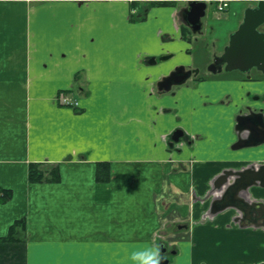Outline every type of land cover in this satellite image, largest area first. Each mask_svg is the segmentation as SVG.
<instances>
[{"label":"crops","instance_id":"obj_1","mask_svg":"<svg viewBox=\"0 0 264 264\" xmlns=\"http://www.w3.org/2000/svg\"><path fill=\"white\" fill-rule=\"evenodd\" d=\"M188 1L0 0V191L11 192L0 237L25 220L24 238L0 240V264H139L132 253L152 246L168 264L264 261V180L237 195L247 212L213 208L234 197L237 176L217 186L222 173L264 166V142L234 146L246 91L263 97L264 80L241 88L194 69L158 88L193 64ZM31 163L58 166L59 180L31 182ZM176 221L188 236L168 256L162 235Z\"/></svg>","mask_w":264,"mask_h":264},{"label":"water","instance_id":"obj_2","mask_svg":"<svg viewBox=\"0 0 264 264\" xmlns=\"http://www.w3.org/2000/svg\"><path fill=\"white\" fill-rule=\"evenodd\" d=\"M207 6L208 3L205 0H189L187 6L181 10L182 19L194 33L202 30V19L206 15ZM262 23H264V0H260L256 7H248L245 10L243 21L238 29L230 35L229 44L225 47L224 53L215 59L213 64L210 65V68L216 71L215 65L220 66L224 64L228 71L238 69L243 72H248L253 67H257L264 71V32L259 30V26ZM191 73V70H186L184 65H180L158 83V88L161 91H169L174 85L183 84ZM258 114L264 115L263 113ZM247 117H249V119H247ZM245 119L247 122L249 121V123H245ZM257 121H255V125L253 126L252 123L254 121L251 120L250 116L242 114L238 117V128L253 130L257 139L255 142L247 144L243 142V145H257L263 143L264 119L260 116ZM182 135L183 130L176 129L172 139L174 141H179ZM242 144L236 145V147H240ZM263 168L264 166L258 167L255 173H249L254 171V169H246L238 173H232L233 171H225V173H222L217 181V186L226 184L230 175L237 176V179L230 185V192L234 194V197H228L226 200H217L213 207L214 210L224 208L227 202H233L237 204L238 207L246 209L247 212L250 206L242 197L237 195L240 194L241 191L246 190L248 186L256 180H264V173H261V170L258 171ZM168 263L169 259L166 257L161 261V264ZM260 264H264V262Z\"/></svg>","mask_w":264,"mask_h":264},{"label":"rangeland","instance_id":"obj_3","mask_svg":"<svg viewBox=\"0 0 264 264\" xmlns=\"http://www.w3.org/2000/svg\"><path fill=\"white\" fill-rule=\"evenodd\" d=\"M208 7L206 15L203 17L202 32L194 34L190 32L189 28L184 26L186 29L187 38L190 46V55L193 57V64L190 69L200 70L201 74L209 72L208 69L213 62L216 54H222L227 43L229 42L230 35L238 29L240 23L239 19L242 16V12H245L242 7V2L231 1L228 11H219L217 3L214 0H207ZM251 2L250 0L245 3ZM183 8V7H182ZM232 8V9H231ZM235 8H237L236 11ZM246 10V9H245ZM136 12V10H135ZM143 13V12H141ZM188 65V64H183ZM237 71L227 72L226 74L232 75ZM255 72V70H253ZM207 75V74H206ZM210 214V213H208ZM174 226L170 227L173 233L164 231L162 237L166 247L165 254L170 255L171 250L177 245V240L180 238H187L188 229L183 228L181 231H177L178 221L173 222ZM184 224V222H180ZM165 230L167 223L164 226ZM166 257V256H165ZM168 258V257H166ZM169 259V258H168ZM264 261H260L256 264H260Z\"/></svg>","mask_w":264,"mask_h":264},{"label":"flooded vegetation","instance_id":"obj_4","mask_svg":"<svg viewBox=\"0 0 264 264\" xmlns=\"http://www.w3.org/2000/svg\"><path fill=\"white\" fill-rule=\"evenodd\" d=\"M251 2H248L247 4V8L248 7H256L258 5V2L260 0H250ZM246 8V9H247ZM244 17V16H243ZM190 30V29H189ZM259 30L260 31H263L264 32V23H262L260 26H259ZM192 32V31H191ZM202 31H199L197 32L196 34H199L201 33ZM193 33V32H192ZM230 39V38H229ZM229 44V42L227 43V45ZM226 45V46H227ZM225 51V49H224ZM223 51V53H224ZM222 53V54H223ZM222 54H216L214 56V59H213V62L215 61V59L222 55ZM212 62V64H213ZM211 64V65H212ZM215 68H216V71H213L210 67L208 69V74L206 75L207 77H213V76H219V77H228V76H231V77H235L236 80H239V83L241 84V88H244L245 86L243 84L245 83H259V82H262L264 79V71L262 69H259L257 67H253L250 71L248 72H243L241 70H231V71H228L226 70L225 68V65H215ZM253 70H255V72H253ZM232 71H237L235 74H232V75H228L226 74L227 72H232ZM229 80V79H228ZM234 80V79H233ZM247 95L245 96L247 99L246 101L244 102H241V105H242V109L243 110H246L247 112L244 113L248 116L251 117V120L254 121L252 124L253 126L255 125V121H257V119L260 118V116L264 119V115H260L258 113H263L264 114V107L261 106V107H257L256 103H257V100H261L260 102L263 103L264 102V95L263 97L261 95H257L255 93H252L251 91L247 90ZM242 115V114H240ZM238 115V117L240 116ZM238 117H237V128H238ZM247 119H249V117H247ZM258 122V121H257ZM245 123H249V121L247 122L246 119H245ZM244 124V123H242ZM239 129V128H238ZM242 131H246V136L244 138H240L239 141H237V143L234 145L236 147V145H239V144H242L243 142H246V143H251V142H255L257 139H256V136L254 135V131L251 130V129H248V128H243L241 129ZM183 135H184V131H183ZM182 135V136H183ZM181 136V137H182ZM264 142V141H263ZM166 250V247H163V251L165 252Z\"/></svg>","mask_w":264,"mask_h":264},{"label":"trees","instance_id":"obj_5","mask_svg":"<svg viewBox=\"0 0 264 264\" xmlns=\"http://www.w3.org/2000/svg\"><path fill=\"white\" fill-rule=\"evenodd\" d=\"M102 163H99V170L97 172L98 180H108L110 177V173H100V166ZM54 166V165H53ZM60 178V173L58 166L53 167L48 170L43 163H31L29 168V179L31 182H42V181H57ZM2 195L0 196V200H6L10 197L11 192L8 190L1 191ZM24 226L25 220L20 219L17 220L11 227V230L7 236L0 237V240H14V239H22L24 238L19 231H17V225L21 224ZM24 228V227H23Z\"/></svg>","mask_w":264,"mask_h":264},{"label":"clouds","instance_id":"obj_6","mask_svg":"<svg viewBox=\"0 0 264 264\" xmlns=\"http://www.w3.org/2000/svg\"><path fill=\"white\" fill-rule=\"evenodd\" d=\"M133 259H137L139 264H161L163 256L158 246L147 247L143 250L132 253Z\"/></svg>","mask_w":264,"mask_h":264},{"label":"built area","instance_id":"obj_7","mask_svg":"<svg viewBox=\"0 0 264 264\" xmlns=\"http://www.w3.org/2000/svg\"><path fill=\"white\" fill-rule=\"evenodd\" d=\"M229 0H218V9L224 10L228 6ZM60 102L65 106H78L79 102L77 100L72 99L66 92H61L59 95Z\"/></svg>","mask_w":264,"mask_h":264}]
</instances>
